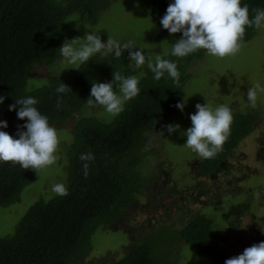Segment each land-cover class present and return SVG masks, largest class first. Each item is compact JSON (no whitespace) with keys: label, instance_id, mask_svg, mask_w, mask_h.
I'll list each match as a JSON object with an SVG mask.
<instances>
[{"label":"trees","instance_id":"obj_1","mask_svg":"<svg viewBox=\"0 0 264 264\" xmlns=\"http://www.w3.org/2000/svg\"><path fill=\"white\" fill-rule=\"evenodd\" d=\"M113 0H0V120L7 121L0 128L18 138L19 120L16 110L9 111L15 99L33 96L38 111L48 117L50 125L63 123L87 108L92 83L108 82L112 73L139 77L140 93L124 105V110L109 122L94 117L78 119L71 132L63 165L64 185L68 195H54L31 204L12 234L0 237V264H73L90 248V237L98 229L109 227L123 218L143 188L145 178L138 172L144 134L155 122L171 116L178 109L182 88L189 76L185 69L204 55L205 51L177 58L170 54L171 45L181 34L170 35L160 19L173 0H149L150 20L159 26L156 41H165L168 51L161 56L177 63L181 73L179 86L170 78L153 79V74L141 68L129 67L127 50L117 59L110 54L91 58L81 69L71 68L54 75L31 91L26 80L38 64L50 65L59 56V47L67 39L80 36L78 27L93 25ZM251 9H264V0H241ZM254 35V27L246 28L244 42ZM243 42V43H244ZM155 62V61H154ZM145 73H147L145 75ZM65 83L72 91L59 94L55 89ZM118 92V89H115ZM62 104L57 108V97ZM19 105H17V109ZM254 116L234 112L231 134L223 151L212 159L200 160L196 173L206 176L217 170L238 141L251 131ZM24 130V129H22ZM91 152L94 159L82 161L80 155ZM88 163V175H84ZM34 170L22 169L11 162H0V207L18 200L20 192L33 181ZM248 205L232 206L227 214L244 213ZM212 220L196 215L179 230L168 226L153 229L144 237H136L122 257L110 264H175L170 258L172 242H182L195 248L198 256L209 253L217 244ZM172 260V261H171Z\"/></svg>","mask_w":264,"mask_h":264},{"label":"rangeland","instance_id":"obj_2","mask_svg":"<svg viewBox=\"0 0 264 264\" xmlns=\"http://www.w3.org/2000/svg\"><path fill=\"white\" fill-rule=\"evenodd\" d=\"M148 5L149 0H113L93 25L77 28L81 43L86 31L95 30L103 42L108 36L122 43L134 41L154 62L157 55L168 51V45L155 40L159 26L150 20ZM67 66L60 52L52 64L36 65L26 80V90L31 91L48 78L67 72L71 69ZM146 70L145 65L141 74ZM185 74L189 79L182 88L180 102L186 100L183 112L177 109L171 116L157 120L144 134L138 172L145 180L136 200L120 221L91 235L89 250L73 264H110L124 255L136 237H144L163 226L179 230L200 214L212 220L218 238L216 247L198 256L193 246L173 241L170 258L175 264H224L246 247L264 241L261 231L264 228V93H258L256 107H245L247 89L256 83L264 86V28H254L253 37L243 43L235 56L221 59L204 53L185 69ZM197 103H207L213 109L224 104L233 113L247 112L254 116L251 131L238 141L217 170L206 176L196 173L200 159L184 146L187 137L182 135L191 127L189 114L195 113ZM82 117L109 122L114 116L103 107H87L63 123L50 125L60 140L59 158L55 164L34 171L33 181L20 192L17 201L0 207V237L12 234L31 204L54 196L51 191L54 184H64L65 151L71 141L72 127ZM168 124L180 127L169 134L165 128ZM245 203L246 212L223 218L232 206Z\"/></svg>","mask_w":264,"mask_h":264},{"label":"clouds","instance_id":"obj_3","mask_svg":"<svg viewBox=\"0 0 264 264\" xmlns=\"http://www.w3.org/2000/svg\"><path fill=\"white\" fill-rule=\"evenodd\" d=\"M251 13L250 16L249 6H242L241 0H173L168 4L160 24L170 35L181 34L171 45L172 56L184 58L204 50L206 55L222 59L235 56L240 51L246 28H264V9L252 8ZM125 50L128 53L129 67L133 71L146 65L154 80L159 81L167 74V78L179 86L181 73L176 62L162 59L159 55L153 62L152 57L146 56L144 49L132 40L122 43L108 36L107 41L103 42L99 33L93 30L85 32L83 43L81 37L77 36L71 40L66 39L59 47L60 56L68 65L65 68L75 69H81V65L97 54L101 57L112 54L119 59ZM138 84L139 78L136 75L125 76L120 71H115L111 81L92 83L86 106H100L107 113L116 116L124 110L126 102L140 93ZM114 88L118 89V92ZM55 91L64 94L72 90L62 82ZM258 93H264V86L260 83L247 89L245 107H256ZM4 99V96H0V104ZM185 103L186 100L178 102L175 107L183 112ZM37 104L38 100L29 95L15 99V102L9 105V111L16 110L17 118H26V122L17 126L18 138L0 131V162H11L24 170L31 169L35 172L57 162L60 144L57 131L50 126L48 117L38 111ZM61 104L62 99L58 96L57 108H60ZM195 109V113L189 114L191 127L182 132V135L187 137L184 146L200 160L215 158L223 151V145L231 134L232 109L224 104L213 109L207 103H197ZM7 126V121L0 120V128ZM179 127V124L165 125L169 134ZM80 159L91 161L94 154L82 153ZM88 167V163H84L85 177L88 175ZM51 191L58 196L68 195V189L63 183L54 184ZM261 231L264 232V228H261ZM224 264H264V241L246 247L241 254L226 259Z\"/></svg>","mask_w":264,"mask_h":264}]
</instances>
